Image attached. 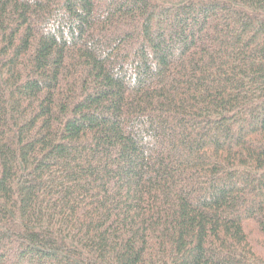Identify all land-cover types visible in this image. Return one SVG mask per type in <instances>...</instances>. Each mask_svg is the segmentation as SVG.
<instances>
[{
	"label": "trees",
	"instance_id": "trees-1",
	"mask_svg": "<svg viewBox=\"0 0 264 264\" xmlns=\"http://www.w3.org/2000/svg\"><path fill=\"white\" fill-rule=\"evenodd\" d=\"M0 264H264V0H0Z\"/></svg>",
	"mask_w": 264,
	"mask_h": 264
}]
</instances>
